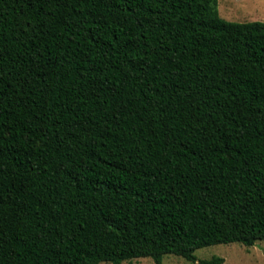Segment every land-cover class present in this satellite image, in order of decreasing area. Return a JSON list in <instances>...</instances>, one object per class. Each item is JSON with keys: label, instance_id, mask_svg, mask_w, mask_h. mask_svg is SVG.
<instances>
[{"label": "trees", "instance_id": "trees-1", "mask_svg": "<svg viewBox=\"0 0 264 264\" xmlns=\"http://www.w3.org/2000/svg\"><path fill=\"white\" fill-rule=\"evenodd\" d=\"M263 239L264 22L218 0H0V264Z\"/></svg>", "mask_w": 264, "mask_h": 264}, {"label": "rangeland", "instance_id": "rangeland-1", "mask_svg": "<svg viewBox=\"0 0 264 264\" xmlns=\"http://www.w3.org/2000/svg\"><path fill=\"white\" fill-rule=\"evenodd\" d=\"M220 15L235 22H264V0H218ZM197 262L175 254H167L162 264H199L200 260L223 257L224 264H264V239L248 247L239 242L216 244L196 250ZM102 264H112L103 262ZM122 264H156L150 257L126 260Z\"/></svg>", "mask_w": 264, "mask_h": 264}]
</instances>
